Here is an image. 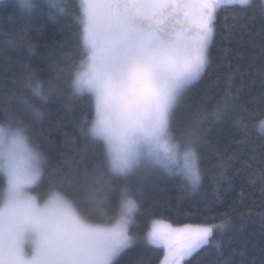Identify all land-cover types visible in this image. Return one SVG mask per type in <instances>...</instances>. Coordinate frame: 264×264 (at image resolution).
<instances>
[{
	"label": "trees",
	"instance_id": "trees-1",
	"mask_svg": "<svg viewBox=\"0 0 264 264\" xmlns=\"http://www.w3.org/2000/svg\"><path fill=\"white\" fill-rule=\"evenodd\" d=\"M27 15L17 0H0V123L19 117L29 126L31 144L48 159L44 175L32 190L43 196L58 188L90 222L111 225L117 219L120 191L127 186L138 209L129 234L133 244L114 264H162L165 250L151 244V223L175 226L221 224L209 244L183 264H264V17L260 0L251 7L228 6L218 13L208 48L209 64L189 84L173 109L172 123L186 136L200 132L197 146L200 184L193 188L182 174L168 171L113 174L105 162L103 142L87 134L85 120L95 117L90 94L75 95L71 81L80 60L78 0H68L60 14L47 0H35ZM244 11L242 20L233 13ZM12 41V43H9ZM30 75L52 91L47 100L27 87ZM226 95L228 114L217 119ZM40 110L36 116L26 107ZM181 147L185 144L180 141ZM153 167V166H152ZM156 169V168H155ZM55 170V172H54ZM56 183L49 184L51 174ZM6 179L0 172V191ZM103 200L102 211L90 200Z\"/></svg>",
	"mask_w": 264,
	"mask_h": 264
},
{
	"label": "snow or ice",
	"instance_id": "snow-or-ice-1",
	"mask_svg": "<svg viewBox=\"0 0 264 264\" xmlns=\"http://www.w3.org/2000/svg\"><path fill=\"white\" fill-rule=\"evenodd\" d=\"M30 15L35 0H17ZM60 14L68 0H47ZM253 0H78L73 13L80 26V60L73 72V94H90L95 117L85 120L86 132L103 142L111 173L127 176L141 166L158 165L182 174L193 188L201 182L197 146L200 132L189 129L185 146L174 136L173 109L184 89L200 78L209 64L208 48L221 9L251 7ZM259 15L264 17V0ZM242 20L246 13H233ZM12 43V41H9ZM27 87L48 99L42 81L30 75ZM230 95L217 105L216 117L228 114ZM36 116L42 113L27 104ZM29 126L19 117L0 124V264H114L133 244L129 234L138 204L127 186L120 191L117 219L111 226L90 222L58 188L34 195L48 163L31 144ZM260 129L264 131V121ZM55 172V170H54ZM56 177H49L55 184ZM96 210L103 200L90 197ZM221 224H185L172 228L154 222L147 233L151 244H163L165 264H181L209 244Z\"/></svg>",
	"mask_w": 264,
	"mask_h": 264
},
{
	"label": "rangeland",
	"instance_id": "rangeland-1",
	"mask_svg": "<svg viewBox=\"0 0 264 264\" xmlns=\"http://www.w3.org/2000/svg\"><path fill=\"white\" fill-rule=\"evenodd\" d=\"M196 81V80H195ZM194 82V81H193ZM192 82V83H193ZM191 84V83H190ZM188 86V85H187ZM0 124H3V123H0ZM171 129H172V132H174V129L175 130H177L178 129V125L176 124V126H175V124L174 123H172V125H171ZM178 131L180 132V129H178ZM174 136L176 137V139L177 140H179V141H181L182 139H183V142H184V144H185V137H184V135H183V137H181L180 135H175L174 134ZM181 148H183V147H181ZM153 166V167H152ZM156 168V169H155ZM164 169V168H163ZM162 172V167H160V166H158V165H146V166H141L140 168H138V169H136L135 171H134V173L135 174H138V175H143V174H145V173H147V172ZM163 171H166V169L165 170H163ZM4 174V173H3ZM5 176V175H4ZM5 179H6V177H5ZM32 192H33V194L34 195H37V194H35L34 193V191L32 190ZM160 222V224H161V227H162V229H163V226L164 225H170L172 228H180V227H183V226H175V225H173V224H171V223H169V222H166V221H163V220H155V221H153L152 223H151V228H152V225H153V223L154 222ZM112 225V224H111ZM111 225H103L102 224V226H111ZM157 246H161V247H163L164 248V250H165V255H166V252H167V250H166V248L164 247V245L161 243V244H159V245H157ZM187 259V258H186ZM183 262H184V260L183 261H181V264H183ZM162 264H165V256H164V260H163V263Z\"/></svg>",
	"mask_w": 264,
	"mask_h": 264
}]
</instances>
